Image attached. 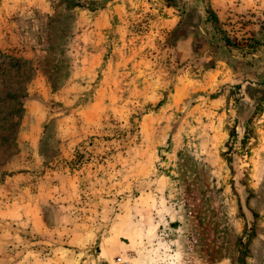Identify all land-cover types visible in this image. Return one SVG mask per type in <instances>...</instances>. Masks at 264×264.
Here are the masks:
<instances>
[{
    "label": "rangeland",
    "instance_id": "374dc122",
    "mask_svg": "<svg viewBox=\"0 0 264 264\" xmlns=\"http://www.w3.org/2000/svg\"><path fill=\"white\" fill-rule=\"evenodd\" d=\"M219 11L0 0V264H264V0Z\"/></svg>",
    "mask_w": 264,
    "mask_h": 264
},
{
    "label": "crops",
    "instance_id": "0c3cea01",
    "mask_svg": "<svg viewBox=\"0 0 264 264\" xmlns=\"http://www.w3.org/2000/svg\"><path fill=\"white\" fill-rule=\"evenodd\" d=\"M220 1L221 0H213V10H215V12H216L218 17H220V15H221V11H219V9H220ZM226 1L230 2V0H226Z\"/></svg>",
    "mask_w": 264,
    "mask_h": 264
},
{
    "label": "trees",
    "instance_id": "16d2710c",
    "mask_svg": "<svg viewBox=\"0 0 264 264\" xmlns=\"http://www.w3.org/2000/svg\"><path fill=\"white\" fill-rule=\"evenodd\" d=\"M54 87H56V84H54L53 82L51 83Z\"/></svg>",
    "mask_w": 264,
    "mask_h": 264
}]
</instances>
